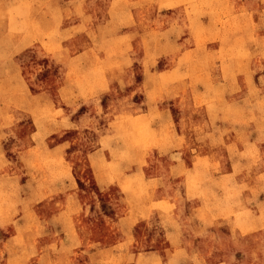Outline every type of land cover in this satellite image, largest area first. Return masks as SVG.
I'll return each instance as SVG.
<instances>
[{
    "label": "rangeland",
    "instance_id": "rangeland-1",
    "mask_svg": "<svg viewBox=\"0 0 264 264\" xmlns=\"http://www.w3.org/2000/svg\"><path fill=\"white\" fill-rule=\"evenodd\" d=\"M264 0H0V264L264 262Z\"/></svg>",
    "mask_w": 264,
    "mask_h": 264
},
{
    "label": "snow or ice",
    "instance_id": "snow-or-ice-1",
    "mask_svg": "<svg viewBox=\"0 0 264 264\" xmlns=\"http://www.w3.org/2000/svg\"><path fill=\"white\" fill-rule=\"evenodd\" d=\"M262 146H264V145H262ZM261 163L264 164V160H262ZM262 264H264V262H262Z\"/></svg>",
    "mask_w": 264,
    "mask_h": 264
}]
</instances>
